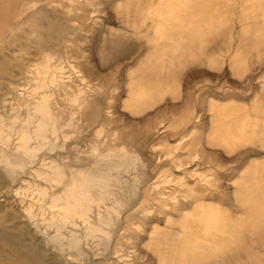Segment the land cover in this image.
Segmentation results:
<instances>
[{
  "label": "bare ground",
  "instance_id": "obj_1",
  "mask_svg": "<svg viewBox=\"0 0 264 264\" xmlns=\"http://www.w3.org/2000/svg\"><path fill=\"white\" fill-rule=\"evenodd\" d=\"M107 9L122 28L86 48ZM233 39L239 55L230 66L263 49L264 0H0V264H264V170L246 178L240 194L255 197L259 214L249 216L202 200L191 178L208 176L196 171L174 177L167 171L141 202L134 200L139 177H123L140 166L138 150L160 137L169 113L171 127L186 125L188 132L209 120L210 135L190 145L194 157L201 142L230 150L245 140L264 142V109L218 107L213 118L203 108H171L167 97L180 94L186 70L222 62L212 45ZM88 52L102 66L136 61L125 107L145 113L121 143L93 141L85 153L90 164L56 153L80 121L114 120L105 102L111 79L83 84V71L94 73ZM190 81L188 90L203 102L206 90ZM169 162L182 166L178 157ZM168 177L174 184L166 193L160 184Z\"/></svg>",
  "mask_w": 264,
  "mask_h": 264
},
{
  "label": "rangeland",
  "instance_id": "obj_2",
  "mask_svg": "<svg viewBox=\"0 0 264 264\" xmlns=\"http://www.w3.org/2000/svg\"><path fill=\"white\" fill-rule=\"evenodd\" d=\"M105 12L107 18H104L102 24L97 27L92 37L89 38L88 42L90 43L86 42L84 44L88 49L89 47L93 48L102 36L111 32V29H118L123 26L116 18V13L113 10L107 9ZM234 26L240 28L242 25L237 22ZM244 28L246 29L247 26H244ZM237 45L238 43L234 39L228 43L213 44L212 48L215 49L212 53L214 55L221 54L223 61L221 60L222 62H218V64L198 66L192 72H187L186 70L181 77L180 94L171 93L167 96L170 99L171 108L181 110L185 107H195L199 111L203 108L206 111L204 114H208L209 117L213 118L218 113V107L227 106V108L233 110L251 109L253 114H257L259 108L264 109V44L262 45L263 49L254 51L251 54L244 53L239 64L230 66L234 58L239 55L236 51ZM218 48L222 51L218 50ZM73 58H76V56ZM32 59H35V57ZM86 61L93 67L94 73L91 75L86 69L83 71L85 77L84 85L103 84L108 79H111V82L107 84L108 91L105 102L111 104L109 111L112 112L114 120L108 123L99 122L92 125L80 121L77 129L73 131L74 133L67 135L65 149L63 151L58 150L56 153H64L66 157L69 155L70 162L74 156L84 157L87 158V164H90L92 159L85 153L89 154L91 152L93 141H101L104 146L114 142L121 143L122 141L119 140V137L123 135L124 131L131 129L129 127L133 123L142 122L145 118V113L143 115H133L125 107V103L128 100L130 79L137 70L135 60H124L116 65L102 66L95 53L88 52ZM191 73L194 74L193 79H191ZM190 80H193L197 89L204 87L206 90L203 102L198 99V93L188 90ZM209 102L215 106L214 110H210ZM253 107H256L254 111ZM149 112L152 113V111ZM171 115L172 113H169L168 116L170 117ZM169 117H165L162 120L160 137L158 138L156 135L153 140H150L151 142L149 141L150 143H146L145 149L138 150V155L140 159L142 158V165L137 166L135 171L129 170L123 174L125 178L139 177L135 183L137 190L134 185L135 192L138 191L139 193L135 194L134 200L141 202L142 193L155 183L163 181L169 170H172V177L182 175L184 172L192 175L196 171L199 174L208 176L206 179L211 180V183H207L205 182L206 179L199 182L195 176L191 178V181L197 183V189L201 193L200 198L206 203L219 205L224 211L233 216L259 214L257 210H253V207L257 206L255 197L252 195L241 196L240 194L245 193L247 190L246 178H249L254 172L260 173L264 170V142L245 140L231 150L223 148L216 142H211V144L201 142L198 156L194 157L190 150V145L198 137L201 136L206 139L210 135L211 132L208 129L209 120L204 122L197 121L196 130L188 132L186 131V125L178 128L171 127V117ZM97 130H100L98 136L95 135ZM184 135L186 138L183 139L184 145L182 149H175L180 143L179 138ZM173 157H178L181 160V167L173 168L169 162ZM212 160L213 162H211ZM172 177L166 179L169 182L160 184V187L164 188L163 192H169L173 186L174 182H170ZM184 196L183 193H179L178 199L186 201ZM244 200H247L248 203H243ZM260 203L262 204L263 202ZM241 204L246 205L247 209L245 211L242 209ZM157 210V207L153 206V212L157 214ZM170 213L174 220H179L176 211L171 210ZM160 220L163 227L164 219L162 216Z\"/></svg>",
  "mask_w": 264,
  "mask_h": 264
}]
</instances>
